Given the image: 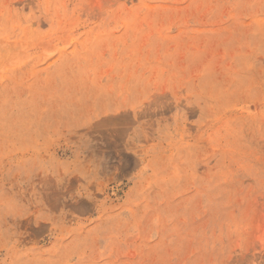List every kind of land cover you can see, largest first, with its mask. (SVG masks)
Returning a JSON list of instances; mask_svg holds the SVG:
<instances>
[{"label":"rangeland","instance_id":"374dc122","mask_svg":"<svg viewBox=\"0 0 264 264\" xmlns=\"http://www.w3.org/2000/svg\"><path fill=\"white\" fill-rule=\"evenodd\" d=\"M0 264H264V0H0Z\"/></svg>","mask_w":264,"mask_h":264},{"label":"bare ground","instance_id":"6f19581e","mask_svg":"<svg viewBox=\"0 0 264 264\" xmlns=\"http://www.w3.org/2000/svg\"><path fill=\"white\" fill-rule=\"evenodd\" d=\"M249 106V105H248ZM251 110H253L254 109V104H253V106H250L249 107ZM256 109V108H255ZM248 112H249V110H248Z\"/></svg>","mask_w":264,"mask_h":264}]
</instances>
